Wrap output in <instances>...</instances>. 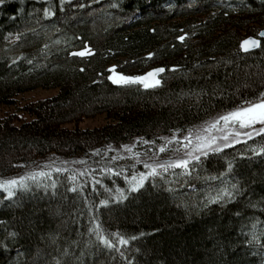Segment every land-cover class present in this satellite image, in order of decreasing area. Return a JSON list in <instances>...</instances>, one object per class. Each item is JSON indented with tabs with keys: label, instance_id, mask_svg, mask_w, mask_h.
<instances>
[{
	"label": "trees",
	"instance_id": "1",
	"mask_svg": "<svg viewBox=\"0 0 264 264\" xmlns=\"http://www.w3.org/2000/svg\"><path fill=\"white\" fill-rule=\"evenodd\" d=\"M262 29L264 0H0V107L58 90L0 119V180L46 158L85 161L81 174L0 190V264H264V133L160 169L136 191L134 161L108 151L264 99V40L241 50ZM113 68L165 70L145 88L113 83ZM100 115L106 126L78 128Z\"/></svg>",
	"mask_w": 264,
	"mask_h": 264
},
{
	"label": "rangeland",
	"instance_id": "2",
	"mask_svg": "<svg viewBox=\"0 0 264 264\" xmlns=\"http://www.w3.org/2000/svg\"><path fill=\"white\" fill-rule=\"evenodd\" d=\"M114 74H119V73H117L116 71L115 73L112 72L111 76H114ZM57 94H58L57 89H51V90L38 89L28 93L21 94L15 98V105L0 107V119L17 113L19 114V116H21L20 114L22 113L19 112V107H22V105L28 102L50 99L55 97ZM220 116H217L214 119L210 120L209 122L199 126L195 130H192L191 133L193 134V137L195 136L198 130L204 129L205 127H207L208 124L217 120ZM108 122L109 121L107 120L105 115H100L95 118L85 119L78 125V128L82 130L84 129L92 130L106 126ZM261 127H264V125L257 123L253 125L251 128L248 127L241 128L238 122L229 121L226 124L224 121L221 120L220 123L216 126V128L209 130L207 135L216 138L214 145H212L213 147L219 146L220 150H223L228 147L234 146L235 144L241 141L247 140L255 136L257 134L256 130ZM72 128H76V127L72 126ZM237 133H239V135H237ZM248 133H250V135H248ZM188 135L189 132L183 136L174 134L171 136L164 137L159 142H155V143L143 142L140 144L138 140H134L131 143L123 146H109L108 151L112 152L115 159L117 157H119L120 159L129 158L132 161H134L132 169L135 172L132 173L130 179V184H131L134 183L133 177H135L138 180L140 173H148L150 171L149 168L144 167L145 164L155 165L161 162L175 161L176 159L179 158L188 159L189 162L195 160L188 155V152L190 148L198 144L199 141L193 138L191 145L185 147V145L188 144V141L185 139V137H188ZM225 136H227V140L224 139ZM229 141H231V143H229ZM225 144H228V146L225 147L224 146ZM161 148H163L164 150L160 151ZM140 151H143V153H141ZM211 152L213 151H208L207 154ZM192 156H199L200 158L206 155H201L199 152L194 151L192 152ZM84 163L85 161L82 160L81 157H77L70 161L67 160L61 162L52 157L46 158L40 160L36 165L32 167L26 168L22 172V174L18 176L0 180V184H6V182L10 180L17 181V184L7 186L12 193L11 195H9V192L5 191L4 188H0V190H4L9 196H12L18 189L29 186L32 182H35L43 178V176H45V174L47 173L51 174L52 172H56V171L59 173L64 171H73L77 174H81L84 171L83 168V166L85 165ZM160 169L162 168H157V171ZM40 173H44V175H39Z\"/></svg>",
	"mask_w": 264,
	"mask_h": 264
},
{
	"label": "snow or ice",
	"instance_id": "3",
	"mask_svg": "<svg viewBox=\"0 0 264 264\" xmlns=\"http://www.w3.org/2000/svg\"><path fill=\"white\" fill-rule=\"evenodd\" d=\"M259 35L264 36V33H260ZM180 39L182 40L183 37H180ZM249 44L258 46V41L251 40V39L246 40L243 42L242 47H244L245 50H247L246 46ZM73 54L84 56L90 53L88 50H83V51H80L78 53H73ZM164 70L165 69L163 68H158V69H154L146 73L144 76H134V77L125 76L123 74H114V76H110L109 79H111L112 82L116 84L139 83V84H142L145 88H148V87L156 86L160 83L159 79H150V78L155 77L157 73L163 72ZM110 71L115 73L114 68ZM221 120L224 121L226 124L229 121L238 122L241 128H245V127L251 128L253 125L257 123L264 125V99H261L257 103L250 104L248 107L239 108L233 112H229L225 115L220 116L217 120L208 124L207 127H205L204 129L198 130L194 137L190 131L188 137H185V139L188 141V144L185 145V147H188L189 145H191L193 138L199 141V143L196 144L194 147L190 148L188 152V155L191 156V158L197 159V160L199 159V156H192V152L194 151L199 152L201 155H207L208 151H219L220 150L219 146H216V147L212 146L214 145L216 138L208 136L207 133L209 132L210 129L216 128V126L220 123ZM256 131H257V134L264 133V127H261L257 129ZM237 135H239V133H237ZM248 135H250V133H248ZM224 139L227 140V136H225ZM229 143H231V141H229ZM224 146L226 147L228 146V144H225ZM163 150H164L163 148L160 149V151H163ZM188 163H189L188 159L179 158V159H176L175 161L161 162L155 165L145 164L144 167L149 168L150 171L148 173H140L138 180L135 177H133L134 183L130 184L129 190L136 191L138 188L142 187L145 179H147L149 175H152V176L158 175L157 168H162L165 171H167L169 167L187 169ZM39 175H44V173H40ZM15 184H17L16 180H10V181H7L6 184H0V188H4V190L8 191L9 195H11L12 193L7 186L15 185ZM72 190L75 191V189H72ZM116 192L119 194L118 198L120 199L125 198L123 191L121 189H116ZM101 203L106 204L107 201H102ZM97 238L107 247L111 248L114 246L112 241L106 238L99 231H97ZM119 243L126 244L127 240H125L123 237H119Z\"/></svg>",
	"mask_w": 264,
	"mask_h": 264
},
{
	"label": "water",
	"instance_id": "4",
	"mask_svg": "<svg viewBox=\"0 0 264 264\" xmlns=\"http://www.w3.org/2000/svg\"><path fill=\"white\" fill-rule=\"evenodd\" d=\"M260 33H264V29L260 30V32L258 33L257 37H248V38H246V39H244L242 41V43H241V50H242L243 53L255 52V51H257L260 48L261 43L264 40V36L259 35ZM249 39L258 41V46L249 44V45L246 46L247 50H245V48L242 47V44H243L244 41L249 40ZM83 50H88L89 53H90V49L89 48H86V49H83ZM83 50H80V51H83ZM80 51H75L73 53H78ZM73 53H72V56H79V55H74ZM91 55L92 54L90 53V54H87V55H84V56H79V57H90ZM160 74H161V72L160 73H157L155 77L150 78V79H157Z\"/></svg>",
	"mask_w": 264,
	"mask_h": 264
}]
</instances>
